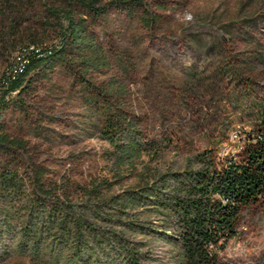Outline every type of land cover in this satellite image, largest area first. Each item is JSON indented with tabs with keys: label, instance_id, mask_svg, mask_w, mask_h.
<instances>
[{
	"label": "rangeland",
	"instance_id": "obj_1",
	"mask_svg": "<svg viewBox=\"0 0 264 264\" xmlns=\"http://www.w3.org/2000/svg\"><path fill=\"white\" fill-rule=\"evenodd\" d=\"M69 10L88 19L99 46L91 54L99 58L87 77L111 88L110 95L95 94L100 105L90 99L77 79L83 59L73 50L52 70L31 72L24 91L7 95L0 115L25 149L0 152V166L13 162L27 178L36 166L46 180L69 175L85 185L111 176L112 148L100 131L105 99L136 117L147 138L167 136L177 147L156 158L144 154L142 161L155 168H178L211 146L235 151L240 136L263 118L264 0H143L133 17L112 8L94 21L69 0H0V94L19 54L25 60L37 49L25 50L30 46L58 45ZM13 243L11 236L0 239V264H41L13 252ZM168 248L157 244L161 255ZM220 264H264V206L244 214Z\"/></svg>",
	"mask_w": 264,
	"mask_h": 264
},
{
	"label": "trees",
	"instance_id": "obj_2",
	"mask_svg": "<svg viewBox=\"0 0 264 264\" xmlns=\"http://www.w3.org/2000/svg\"><path fill=\"white\" fill-rule=\"evenodd\" d=\"M100 1L69 0L93 21L112 8L133 17L143 5V0ZM63 16L66 26L58 45L50 52L31 50L21 73L3 77L8 80L0 94V115L10 102L7 95L24 91L31 72L52 70L71 50L83 59L77 79L90 99L96 102L98 92L110 95L111 88L87 77L99 58L92 57L99 46L88 19L70 10ZM102 105L100 131L112 148L111 176L91 178L85 185L69 175L46 180L36 166L27 178L13 162L3 163L0 239L11 236L13 252L41 264H220L229 242L241 233L244 214L264 206V116L240 136L235 151L221 154L211 146L191 154L178 168H155L142 156L156 158L177 148L169 137L149 139L136 117L108 99ZM24 149V142L11 137L0 121V152ZM129 177H135L133 184H125ZM158 243L169 247L163 255Z\"/></svg>",
	"mask_w": 264,
	"mask_h": 264
},
{
	"label": "built area",
	"instance_id": "obj_3",
	"mask_svg": "<svg viewBox=\"0 0 264 264\" xmlns=\"http://www.w3.org/2000/svg\"><path fill=\"white\" fill-rule=\"evenodd\" d=\"M30 48H37V53H39L42 50L47 51V52H50V50L53 47L51 46V47L41 48V47H34V46L32 47V46H30L29 48H27L25 50H28ZM28 61L29 60H24L23 59V54H19L15 58V62L13 63L11 69L6 73V75L14 79L19 73H21L24 70V68H25V66H26V64H27ZM7 80H8L7 78L4 79L5 83H7L6 82Z\"/></svg>",
	"mask_w": 264,
	"mask_h": 264
}]
</instances>
